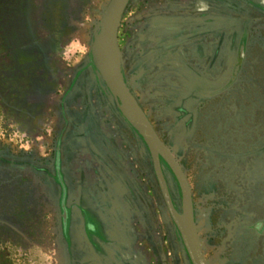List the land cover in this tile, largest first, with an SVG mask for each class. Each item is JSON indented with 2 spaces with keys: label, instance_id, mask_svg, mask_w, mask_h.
I'll use <instances>...</instances> for the list:
<instances>
[{
  "label": "rangeland",
  "instance_id": "1",
  "mask_svg": "<svg viewBox=\"0 0 264 264\" xmlns=\"http://www.w3.org/2000/svg\"><path fill=\"white\" fill-rule=\"evenodd\" d=\"M110 1L0 0V264H191L91 55ZM106 55L207 264H264V0H129Z\"/></svg>",
  "mask_w": 264,
  "mask_h": 264
},
{
  "label": "water",
  "instance_id": "2",
  "mask_svg": "<svg viewBox=\"0 0 264 264\" xmlns=\"http://www.w3.org/2000/svg\"><path fill=\"white\" fill-rule=\"evenodd\" d=\"M129 0H111L108 4L99 29L93 39L91 55L94 59L96 69L108 86L114 100L122 113L131 122L144 140L151 157L152 167L168 212L174 218L182 234L186 252L191 264H207L198 239L193 218V211L189 193V186L184 173L172 156L165 144L156 136L148 118L139 106L136 98L126 87L122 79L111 67L106 55V42L112 25ZM159 155L166 161L175 173L181 191L182 216L176 214L175 208L169 196L168 188L159 162ZM56 168L58 170V157H56ZM62 217L65 224L66 209L62 201Z\"/></svg>",
  "mask_w": 264,
  "mask_h": 264
},
{
  "label": "flooded vegetation",
  "instance_id": "3",
  "mask_svg": "<svg viewBox=\"0 0 264 264\" xmlns=\"http://www.w3.org/2000/svg\"><path fill=\"white\" fill-rule=\"evenodd\" d=\"M58 157V156H57Z\"/></svg>",
  "mask_w": 264,
  "mask_h": 264
}]
</instances>
